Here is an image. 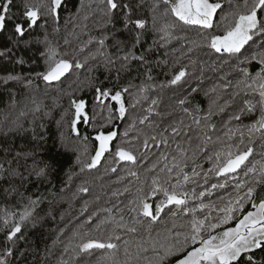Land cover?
Returning a JSON list of instances; mask_svg holds the SVG:
<instances>
[{"label":"trees","instance_id":"trees-1","mask_svg":"<svg viewBox=\"0 0 264 264\" xmlns=\"http://www.w3.org/2000/svg\"><path fill=\"white\" fill-rule=\"evenodd\" d=\"M130 2L133 4L134 17L146 21L145 29L137 30L142 35L140 43L132 51L137 56L144 54L146 62L118 58L124 55L131 44L122 45L124 50L121 51L116 47V41L127 42L129 34L119 19L114 23H105L106 6L101 0H62L57 19L54 21L49 16L41 15L38 24L44 26L35 27L30 35L24 37L31 41L27 45L13 42L16 37L12 32L11 21L6 29L0 31V52L4 53L0 55V251L5 241L4 219L8 217L10 228L14 221H19V215L25 208L31 212L28 218L19 221L24 239L17 243L15 255L8 258L11 264H60L61 260L68 261V264H97L106 254L104 250L93 249L90 254L82 253L72 259V248L67 252L64 249L69 245L73 233L91 230L101 220L109 222L101 225L93 234L106 235L113 227L112 218L118 220L121 215L128 227L136 228L135 232L127 228L117 229L121 239L114 242L120 246L118 257L121 264L124 261V241H128L129 250L133 254L137 251L136 245L143 240L164 241L167 229H172L173 222L179 226L191 217L183 216L172 206L177 211L175 217L170 213L162 214L161 219L153 224L137 215L142 223H134L132 217L136 214L129 211V207H134L130 202L136 199L138 189L143 187L147 191L153 176L165 175L160 169L165 162L171 166L172 157L178 154L177 144L187 150V157L182 159V172L173 171L171 182H176L178 172L181 182L183 175L190 177L185 185V190L189 191L187 204L189 208L197 209L198 218L207 215L215 220L220 215L218 209L236 197L237 181L244 182L251 177V174L245 177L243 172H238L233 174L235 179L227 180L225 187L213 189L211 184L225 183V177L210 173L205 183L203 173L212 167L216 152H226L228 145L233 146V152L237 151L236 145H239V149L249 145L247 131L244 130L241 144L240 132L235 130L243 129L244 125L252 123L260 115L257 103L259 96L241 92L233 98L232 94L238 91L237 81L243 77L240 69L247 67L254 73L258 65L255 62L239 64L235 57L215 53L205 47L188 52L190 40L199 39L197 32L204 30L182 26L171 29V36L162 39L160 29L166 19L174 21L175 18L169 16L165 19L159 12L153 13L151 6L155 0ZM212 2H220L222 8L217 10L213 18V29L207 31L209 34H222L226 23L222 22V16L236 11L238 4L240 10H243V0H232L231 4L229 0ZM19 4L20 0H15L12 13L21 11ZM136 4L140 7H135ZM160 9H163L162 4ZM101 39H104L103 47L100 45ZM261 43L264 41L256 38L251 48L245 46L242 51L246 55L250 54ZM47 45L59 53L57 58L73 63L78 60L82 67H73L60 81L46 84L36 77V73L45 70L46 64L41 52L45 51ZM20 59H23V64L17 63ZM109 60L114 63H109ZM125 64L127 67H122ZM185 66L188 74L177 85L169 84L173 73ZM9 74L18 75L22 79L5 83L3 78ZM28 79L33 81L30 86L27 85ZM142 85L152 87L140 96L139 88ZM97 87L110 90L112 94L115 91L122 92L126 108L124 119L119 117V106L110 97H101L103 103L96 99ZM125 87H128L127 92H123ZM133 97H139L138 102ZM80 99L85 101L88 122L84 123L82 119L77 122V134L71 131V120L74 117L71 101ZM153 99L157 101L156 105L151 104ZM181 99L186 100V103L180 105ZM245 100L257 104L255 112L248 113L245 110L240 120H231L229 123L230 116L244 107ZM213 101L216 103L213 104ZM226 101L229 102L227 106ZM130 104L135 106L130 107ZM210 106L215 114L209 123L214 127L202 131L203 121L197 126L185 109L204 116L208 114ZM221 106H224L223 111H220ZM149 107L152 108L150 113L146 111ZM197 107L199 112L196 111ZM109 115L112 116L111 120ZM146 115L149 119L140 124V119ZM172 126L180 128L179 135L171 133ZM165 128L169 129L165 133L167 147L161 144L157 148L151 140L148 148L143 146L146 137L157 135L159 139V133ZM229 128L235 133L231 140L227 135ZM113 130L118 135L100 163L94 168L85 167L91 162L98 147L95 136ZM125 131L128 132L127 136L123 135ZM204 132L212 137L207 145L201 139ZM117 145L132 151L136 155V163L114 162ZM197 145L202 150L197 151ZM251 146L254 152L246 163L264 162V139L260 133L252 135ZM194 151L195 157L190 158ZM162 154L167 157V161L161 159ZM209 157L212 159L209 160ZM153 164H156V168L148 171ZM113 167L116 168L115 172L111 171ZM41 168L45 169V175L37 178L36 172ZM193 168L199 176L193 174ZM130 171L137 175H130ZM193 189L195 194L192 193ZM201 191L205 192L203 197L199 196ZM244 191L246 189H241L240 194ZM30 200L38 202L32 205ZM154 200L152 198L148 202L153 203ZM201 204L211 207L200 210ZM246 210H250V206L246 205ZM234 223L223 227L234 226ZM149 227L150 232L147 231ZM172 230L175 233L183 229L177 227ZM22 250L25 251L23 258L20 257ZM140 256L136 264H151L155 253L149 246L148 252ZM101 264L106 262L101 261Z\"/></svg>","mask_w":264,"mask_h":264},{"label":"snow or ice","instance_id":"snow-or-ice-1","mask_svg":"<svg viewBox=\"0 0 264 264\" xmlns=\"http://www.w3.org/2000/svg\"><path fill=\"white\" fill-rule=\"evenodd\" d=\"M15 0H0V31L6 29L9 21L12 22V32L16 39L13 41L15 44L23 43L25 45L31 43L30 40H25L26 35H30L31 31L39 26L44 25L38 24L41 15L51 17L54 21L58 17V9L62 6V0H39V2H33V0H20L18 7L21 11L12 13L11 8L14 5ZM105 4L104 15L107 17L105 23H114L117 19L120 20L123 29L129 34V40L116 41V47L123 51L122 45L130 43L131 47L124 53L119 59L124 61L139 60L145 61L144 54L137 56L132 49H134L141 39L142 33L137 30L145 29L146 21L141 18H136L133 15V4L130 0H101ZM232 0H229V4ZM163 5V9H160V5ZM135 7H140L136 4ZM222 8L220 2H212V0H155L151 6L153 13L159 12V15L163 18L169 16L174 17V21H167L163 24L160 31L163 33L162 39L166 36H171V29H176L182 26H194L199 30L197 35L199 39L190 40V47L188 52L193 51L194 48L205 47L211 49L215 53L224 54L228 57H235L239 64H251L255 62L258 65V70L254 73L250 72L247 67L241 68L240 71L243 77L237 81L238 91L233 92V98L239 95L241 92L245 95L249 93L259 96L258 104L260 115L250 124L244 125L243 129L237 128L235 131H239L241 135L240 143H243L244 130L249 135V145L245 149H239V145H236L237 151H232V145H228V150L218 151L215 153V161L211 168L207 169L203 173L204 182H208L210 173H214L217 177H225V183H212L213 189L225 187L229 178L235 179L233 174L243 172L245 177L250 179L244 182L237 181L235 189L237 195L234 199L228 200V202L218 209L220 215L215 220L211 216H204L198 218L196 215V208H189L187 200L189 197V191L185 190V185L189 182L190 177L183 175V182H181L180 174L178 172L176 182L172 183V173L174 170H180L182 172V159L187 157V150L177 144L178 154L172 157L171 166L165 162L164 167L160 169L161 173L165 175H156L152 177L151 185L147 191L143 187L138 189V195L135 200L130 202L129 211L135 213L132 217L134 223H142L137 219L138 216L146 218L147 222L156 223L161 219L162 214L170 213L172 217L177 215V211L173 210L170 206H175L183 216H190L191 218L186 220L179 226L173 222L172 229L179 227L183 229L181 231H175L167 229V235L164 237V241L157 239H147L139 242L136 245L137 251L133 254L128 247V241H124V261L123 264H136L141 258V253H147L149 246L153 253H155L154 261L151 264H264V162L255 161L246 163L249 161V157L253 155L254 149L251 146V137L254 133H260L261 138L264 139V43H261L255 50L251 51L250 54H245V46L249 48L256 43V38H260L264 41V0H243L242 8L237 5L236 11H230L222 16V22H226L223 33L209 34L207 30H211L214 27L213 18L217 14V10ZM44 10L43 12L41 10ZM231 17V20H229ZM155 22L156 17L153 16ZM107 37H105L106 39ZM101 47L104 46V39L100 40ZM10 51V49H8ZM102 54V53H101ZM0 55H4L0 52ZM65 55H67L65 53ZM41 56L45 60V70L37 72L36 77L41 78L46 84H51L54 81H60L66 73H69L73 67L79 69L82 67L81 63L76 60L73 61L57 58L59 53L47 45L45 51L41 52ZM109 63L114 61L109 60ZM17 63L23 64V59L17 60ZM195 63V61H193ZM127 67V65H122ZM186 66L182 67L179 71L173 73L172 79L168 82L171 85H177L182 78L187 75ZM151 79V76L148 77ZM4 82L7 83L9 80H21L22 78L18 75L9 74L4 77ZM33 81L27 80V85H31ZM152 85L144 86L139 88L140 96L146 92L147 88H151ZM128 87L123 89V92H127ZM195 91V89H193ZM101 97L109 98L115 102L119 107L117 112L121 119L125 118L126 108L122 100V92L115 91L114 94L110 90L102 88H96V99L103 103ZM147 99V97H143ZM138 102L139 97H133ZM157 101L153 99L152 105H156ZM186 103V100L181 99L180 105ZM213 104L216 101L212 102ZM229 102H225L227 106ZM71 105L74 108V117L71 120V131L77 133V122L81 119L84 123L88 122V116L85 113V101L83 99L72 100ZM130 107H134L135 104H130ZM257 104L251 100L244 101V107L239 110L238 113L230 116L229 123L231 120H240L241 114L247 110L248 113H254ZM38 110V109H37ZM224 110V106L220 107V111ZM111 113V109H109ZM149 113L152 108L146 109ZM185 111L189 116L192 117L193 123L197 126L201 125L203 121V129H211L214 126L209 123L211 116L215 113L212 111L210 106L208 114L204 116H198L187 109ZM197 112L200 109L197 107ZM112 116L109 115V120ZM148 116H144L140 119V124H144L148 120ZM59 123V122H58ZM183 124V121L180 122ZM131 125L130 127H133ZM151 126V125H150ZM169 131L165 128L163 132L159 133V139L157 135L146 137L143 146L149 147V140H151L155 147L159 148L160 145L168 146V139L165 133ZM171 133L175 135L180 134V128L178 126L171 127ZM78 134V133H77ZM233 129L229 128L228 138L232 139L234 135ZM117 131H109L107 134L100 133L95 136V140L98 141V147L95 150V155L91 157V162L86 164L87 168L96 167L101 158L106 152L109 151L111 142L117 137ZM124 136L128 135V132L123 133ZM187 135V133H185ZM202 143L212 141V137L204 132ZM219 139V138H218ZM196 150L200 151L201 146L197 145ZM196 151L193 152L192 157L194 158ZM115 161H126L130 163H136V155L126 150L121 145H117L114 153ZM161 159L167 161V157L163 154ZM212 158L209 157V160ZM159 163V161H157ZM259 165V167H257ZM243 166V167H242ZM156 168V164H153L148 171H152ZM111 171L115 172L116 168H112ZM130 175L136 176L137 173L134 171L129 172ZM193 174L199 176L193 168ZM45 175V169L41 168L36 172L37 178ZM203 187V185H201ZM241 189H246L243 194H240ZM259 189V191H258ZM86 191V189H81ZM195 194V190H192ZM204 191L199 193V196L203 197ZM162 197V198H161ZM155 198L153 203L148 201ZM37 200H30V204L35 205ZM246 205L250 206V210H246ZM211 207L210 205L201 204L199 205L200 210ZM165 209L168 210L165 213ZM109 212L111 210H108ZM237 213L240 215L238 216ZM14 215V214H10ZM31 215L28 208H25L19 215V221H24ZM14 221L9 228V219H4V230H5V241L2 251H0V264H11L9 257L15 255V249L17 243L24 239L22 233L21 223ZM234 226L223 227L230 225L232 222ZM109 221L101 220L95 228L91 230H84L82 232L73 233V237L70 239L69 245L65 247L64 251L67 252L69 248H72L73 256L72 259H76L79 254L89 253L93 249L104 250L103 255L97 264H101V261L106 264H121L118 257V251L120 246L114 241L121 239L117 232V229L127 228L130 232H135L136 228L128 227L124 221L123 215L119 219L112 218L111 223L113 227L106 235H94L97 230L100 229L101 225L108 223ZM91 223V220H89ZM219 230V231H218ZM148 232L151 231L149 227ZM21 234V235H18ZM72 241H78L72 243ZM25 251H20V257L23 258ZM60 264H68V261L61 260Z\"/></svg>","mask_w":264,"mask_h":264},{"label":"water","instance_id":"water-1","mask_svg":"<svg viewBox=\"0 0 264 264\" xmlns=\"http://www.w3.org/2000/svg\"><path fill=\"white\" fill-rule=\"evenodd\" d=\"M116 131V130H115ZM170 207H172V206H170Z\"/></svg>","mask_w":264,"mask_h":264}]
</instances>
